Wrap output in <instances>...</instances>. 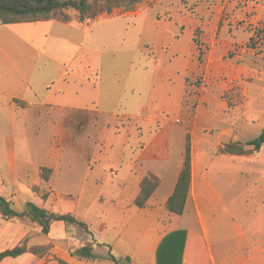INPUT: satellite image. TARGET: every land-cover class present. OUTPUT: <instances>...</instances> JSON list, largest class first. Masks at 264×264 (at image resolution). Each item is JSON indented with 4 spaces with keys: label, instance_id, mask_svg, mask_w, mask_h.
I'll use <instances>...</instances> for the list:
<instances>
[{
    "label": "rangeland",
    "instance_id": "374dc122",
    "mask_svg": "<svg viewBox=\"0 0 264 264\" xmlns=\"http://www.w3.org/2000/svg\"><path fill=\"white\" fill-rule=\"evenodd\" d=\"M67 14L70 17L67 23L0 24V90L3 92L0 167L4 151L2 137L10 131L2 121L8 112L3 106L6 94H17L35 103L74 101L80 107L91 108L75 111L67 118L61 112L41 111L49 115L50 121L55 117L67 121L63 132L72 136V151L78 161L87 165L92 161L84 153L91 151L94 140L98 146L101 144L98 132L104 128L105 134L112 131L123 138L131 135L127 145L124 144V153L131 151L135 142L136 148H140L148 135L159 130V122L148 128L134 121L129 123L125 118L117 119L115 125L101 119L97 110L87 105L89 98L96 95L93 86L97 80L100 89L96 93L104 99L103 103L108 106L111 99L118 101L115 107L109 105L114 107L113 112L121 114L135 103L139 107L145 103L147 112L157 111V117H160L158 107L165 105L161 92L166 72H170L171 91L178 87L175 80L183 83L176 123L180 133L171 128L172 161L182 154L187 132L191 145L207 142L205 145L210 146L211 153L219 156L216 152L221 144L252 140L264 129V0H143L131 11L114 9L108 15L84 22H79L73 11ZM103 18L111 19L100 21ZM81 23L93 24L85 30ZM71 76L87 79L89 84ZM152 78L155 94L148 100L147 80ZM150 105L154 106L150 108ZM33 110L41 109L36 106ZM24 116L29 125L18 131L32 136L39 124L31 120V111ZM161 117H165V111ZM45 146L44 133L32 141L31 148L41 155L35 156V162L45 159ZM246 156L250 160L249 165H243L245 171L264 170V148L258 155L256 152ZM121 162L118 161L116 168ZM163 182L167 186L169 176H164ZM232 188L227 194L236 200V208L241 212L235 216L243 225L246 217L261 206L262 195L251 189L246 191L240 178ZM63 192L72 198L76 194L80 196L81 212L97 193L91 178L84 191L65 189ZM44 207L49 208V204ZM95 211L86 215L94 235L99 222ZM72 227L85 234L76 225ZM213 229L217 230V226ZM232 245L227 238L222 246L218 243L214 248L218 251ZM75 248L78 247L70 248L69 252ZM108 255L102 248L96 249L95 263L111 264ZM135 264H139L137 259Z\"/></svg>",
    "mask_w": 264,
    "mask_h": 264
},
{
    "label": "crops",
    "instance_id": "0c3cea01",
    "mask_svg": "<svg viewBox=\"0 0 264 264\" xmlns=\"http://www.w3.org/2000/svg\"><path fill=\"white\" fill-rule=\"evenodd\" d=\"M110 19L103 18L100 21ZM91 24L81 23L85 30ZM71 77L89 84L87 79ZM169 78L170 72L167 71L165 87L161 92L165 105L158 107L160 117L155 116L157 111L149 114L145 103L140 107L139 103H135L121 114L113 112L118 101L113 98L110 104L114 107L111 108L110 104L106 106L104 99H100L101 95L96 93L100 89L97 80L93 86L96 95L89 98L87 105L95 108L101 119L111 125H115L117 119L125 118L129 123L134 121L148 128L157 122L161 126L157 132L148 135L140 148H136L138 143L135 142L131 151L125 153L124 144L127 145L131 135L123 138L112 131L105 134L104 128L98 132L101 144L98 146L94 140L91 142V151L84 153L92 161L91 165L78 161L72 151V136L63 132L67 123L63 118H67L68 114L71 116L75 111H88L91 108L80 107L74 101L69 103L59 100L58 104H50L43 100L35 103L17 94L4 95L6 100L3 106L8 112L2 121L10 131L2 137L4 151L0 167V195L19 212L26 211L27 205L32 203L51 212L72 213L88 226L89 231L91 227L86 215L97 208L95 212L99 222L96 234L90 231L91 236L74 231L73 225L66 228L62 222L52 223L49 234L43 235L41 227L28 217L5 220L0 214V252L13 248L23 239L27 240L28 247L52 245L43 258L25 253L17 258L4 259L0 264H57L58 259L68 264H96L95 258L82 261L69 254L70 248L82 247L91 242L94 244L93 253L102 248L113 255L117 262L123 261L126 264H135L136 259L139 264H264V170L255 168L245 171L243 165H249L250 160L247 156H215L210 146L205 145L207 142H193L191 184L184 211L177 216L165 209L183 161V151L177 159H171V128L180 133L176 123L179 119L183 83L175 80L178 87L171 91ZM147 85L148 100H151V95L155 94L154 78L147 80ZM12 99L26 103L27 107H17L11 103ZM36 106L41 110L34 111ZM43 109L55 114L61 112L63 118L55 117L50 121L47 119L49 115L41 112ZM27 111L32 112L31 120L39 124L32 136H28L26 131H18L29 125L24 116ZM163 111L165 117H161ZM43 133L46 139L45 159L35 162V156L41 155L33 151L31 143ZM119 140L120 145L117 143ZM119 160L122 162L116 168ZM41 167L51 170L47 182L39 177ZM149 174L157 177L160 184L145 207L138 209L133 202L139 192L140 181ZM164 176H169L167 186L163 182ZM89 178L97 193L85 205V211L81 212L80 196L76 194L72 198L71 194H63V191H84ZM239 178L246 191L251 189L262 195L261 206L246 217L243 225L235 216V213L241 212L236 208V200L227 194ZM32 187L46 188L49 193L47 200H41L32 192ZM47 203L49 208L44 207ZM214 226H217V230L213 229ZM227 238L233 245L223 246L216 251L214 245L219 243L222 246Z\"/></svg>",
    "mask_w": 264,
    "mask_h": 264
},
{
    "label": "trees",
    "instance_id": "16d2710c",
    "mask_svg": "<svg viewBox=\"0 0 264 264\" xmlns=\"http://www.w3.org/2000/svg\"><path fill=\"white\" fill-rule=\"evenodd\" d=\"M143 0H0V24L15 25L48 21H59L67 23L70 20L67 11L76 13L79 22L94 20L103 15H108L114 9L125 11L133 10ZM11 103L17 107L25 108L26 103L17 99H12ZM264 146V129L252 140L246 142L229 141L219 148L217 155L246 156L256 153ZM51 170L46 167L39 169V177L47 182ZM160 184L157 177L149 174L139 183V192L134 199V206L138 209L145 207L148 199L156 191ZM191 184V144L190 135L185 134L183 161L179 174L176 179L174 190L165 203V209L173 215H182L185 203L189 194ZM32 192L44 202L48 198V191L42 187H32ZM27 210L19 212L15 210L10 201L0 195V214L3 219L11 220L15 218L28 217L41 227V233L48 235L50 226L54 222H62L66 228L76 225L86 235L91 236L88 226L78 220L72 213H56L40 208L32 203L27 205ZM51 245L47 246H27V240L23 239L19 244L11 249L0 252V263L7 258H17L22 254L29 253L33 256L43 258L48 254ZM94 244L91 242L82 247L75 248L69 252L72 258L82 261L94 260ZM108 259L113 264H118L116 258L109 253ZM57 264H68L60 259Z\"/></svg>",
    "mask_w": 264,
    "mask_h": 264
}]
</instances>
